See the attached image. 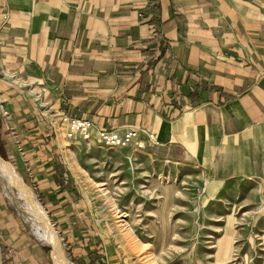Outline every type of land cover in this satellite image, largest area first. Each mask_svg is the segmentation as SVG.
<instances>
[{
	"label": "crops",
	"instance_id": "crops-1",
	"mask_svg": "<svg viewBox=\"0 0 264 264\" xmlns=\"http://www.w3.org/2000/svg\"><path fill=\"white\" fill-rule=\"evenodd\" d=\"M0 110L1 152L70 215L61 116L136 130L207 180L264 181V0H0ZM26 235L0 180L2 262H39Z\"/></svg>",
	"mask_w": 264,
	"mask_h": 264
},
{
	"label": "rangeland",
	"instance_id": "rangeland-1",
	"mask_svg": "<svg viewBox=\"0 0 264 264\" xmlns=\"http://www.w3.org/2000/svg\"><path fill=\"white\" fill-rule=\"evenodd\" d=\"M52 123L60 146L55 154L67 173L61 185L75 188L77 215L69 206L55 208L59 199L24 179L12 156L0 158L45 211L69 264H90L91 257V264H264L262 179L207 180L189 164L154 158L143 141L142 147L107 148L83 139L68 121ZM2 124L11 136L0 110ZM0 180L41 257L35 264H53V248L36 236L23 200L34 202L26 192L19 201Z\"/></svg>",
	"mask_w": 264,
	"mask_h": 264
},
{
	"label": "bare ground",
	"instance_id": "bare-ground-1",
	"mask_svg": "<svg viewBox=\"0 0 264 264\" xmlns=\"http://www.w3.org/2000/svg\"><path fill=\"white\" fill-rule=\"evenodd\" d=\"M68 127H70L68 123ZM93 127H91L92 129ZM90 129V133H91ZM7 164L0 161V175L5 179L6 183L9 186L10 192L16 197L19 201L20 199H23L25 197V192L28 194V196L31 198V200L35 203H30L29 200L26 198L23 200L27 207L30 216H31V224L33 227V230L36 234V236L43 240L46 244H49L52 246V259L53 264H69V261L65 257L59 243V239L56 238V234L54 232V229L52 225L49 223L47 215L45 211L42 209V207L39 205V203L34 199L30 191L27 187L21 184L20 180L18 179V176L12 171ZM31 204L28 206V204ZM34 205V206H32ZM34 207L38 208L39 211H36ZM44 214V215H43ZM128 228V227H127ZM126 228V229H127ZM130 230L127 229V232Z\"/></svg>",
	"mask_w": 264,
	"mask_h": 264
},
{
	"label": "built area",
	"instance_id": "built-area-1",
	"mask_svg": "<svg viewBox=\"0 0 264 264\" xmlns=\"http://www.w3.org/2000/svg\"><path fill=\"white\" fill-rule=\"evenodd\" d=\"M63 121H68L70 128L78 132L83 139L92 138L98 145L107 148H123L131 144L142 147V142L137 139V132L133 129L119 131L118 129H106L98 127L93 135L90 134L91 127L94 124L91 120L69 118L67 116L60 117Z\"/></svg>",
	"mask_w": 264,
	"mask_h": 264
},
{
	"label": "trees",
	"instance_id": "trees-1",
	"mask_svg": "<svg viewBox=\"0 0 264 264\" xmlns=\"http://www.w3.org/2000/svg\"><path fill=\"white\" fill-rule=\"evenodd\" d=\"M0 156H1V157H4L3 153L1 152V150H0ZM56 182H57V185H58L59 187H61V181L57 180ZM66 187H69V185H67V184H66V185H63V188H66ZM72 190H74V188H73ZM90 259H91V260L89 261V263L91 264L92 261H93V259H92V257H91Z\"/></svg>",
	"mask_w": 264,
	"mask_h": 264
},
{
	"label": "water",
	"instance_id": "water-1",
	"mask_svg": "<svg viewBox=\"0 0 264 264\" xmlns=\"http://www.w3.org/2000/svg\"><path fill=\"white\" fill-rule=\"evenodd\" d=\"M0 161L6 164V162L4 160H2L1 158H0ZM18 179L20 180L21 184L24 185V183L21 181V179L19 177H18ZM50 251H51V249H50Z\"/></svg>",
	"mask_w": 264,
	"mask_h": 264
}]
</instances>
